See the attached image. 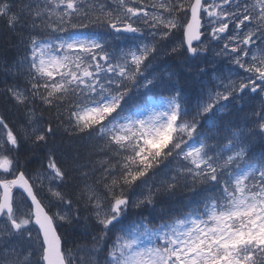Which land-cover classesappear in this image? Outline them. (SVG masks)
<instances>
[{
	"label": "snow or ice",
	"instance_id": "6c2138e0",
	"mask_svg": "<svg viewBox=\"0 0 264 264\" xmlns=\"http://www.w3.org/2000/svg\"><path fill=\"white\" fill-rule=\"evenodd\" d=\"M0 21L22 49L0 57V264H264V0H0Z\"/></svg>",
	"mask_w": 264,
	"mask_h": 264
},
{
	"label": "trees",
	"instance_id": "16d2710c",
	"mask_svg": "<svg viewBox=\"0 0 264 264\" xmlns=\"http://www.w3.org/2000/svg\"><path fill=\"white\" fill-rule=\"evenodd\" d=\"M95 31H103V30L95 29ZM18 53L22 54V49L20 48L19 45L15 44V40L13 39L12 34L8 32V29L3 23V21H0V57H7L9 59L13 57L18 58L17 56ZM181 61H182L181 57L167 58L162 56L159 59H157L155 62H153V65L149 69V71L150 72L154 71L156 73H161V74L167 71L176 73L174 79L178 81L179 86L185 89V93L188 96L195 98V96L199 91V84L197 83V81L200 79V77L194 75L191 71H189L182 64ZM222 66L223 65H221V67ZM201 67H204V65L201 64ZM208 67L209 70H211V68L214 67V65H209ZM3 86H4V76L3 73L0 72V87ZM232 104L235 105L234 108L230 107L217 111L216 116L214 117L215 123L217 125L227 121H234L238 123L241 127H244L246 123L245 117H251L253 109L255 108L256 110H259L258 107H260V103L258 99L252 101H243V102L232 101ZM3 106H4V100L3 98H0V111H3ZM230 112L231 115H229ZM45 115L47 116V114ZM252 126L254 127V125ZM251 144L253 150L256 153H260L261 151H264V145L261 144L259 138H252ZM41 158H42V153H40L39 151L22 152L21 162L25 163L27 171L32 172L40 167ZM44 163L46 164V160L44 161ZM190 198L191 195L186 189H180L177 191V193L172 198V200L168 201L164 205V207L178 208L182 204H186ZM159 211H160L159 204L157 205V208L155 210H152L150 208H144V209L130 208L129 217L130 218L148 217L149 219H155ZM62 231L65 233V238L67 240V244L65 245V247L67 248L75 249L78 245H84V244L90 245L91 243V235H86V233L90 232V229L83 222V218L81 224L76 226L75 230L66 226L65 229H62Z\"/></svg>",
	"mask_w": 264,
	"mask_h": 264
},
{
	"label": "bare ground",
	"instance_id": "6f19581e",
	"mask_svg": "<svg viewBox=\"0 0 264 264\" xmlns=\"http://www.w3.org/2000/svg\"><path fill=\"white\" fill-rule=\"evenodd\" d=\"M250 104H252V103H250ZM245 106H246V105H245ZM245 106H244V107H245ZM249 106H251V105H249ZM253 106H254V105H253ZM250 108H251V107H250ZM258 108H259V107H258ZM246 109H247V107H246ZM254 109H255V108H254ZM249 113H250V112H249ZM245 114H246V113H245ZM244 117H245V116H244Z\"/></svg>",
	"mask_w": 264,
	"mask_h": 264
},
{
	"label": "rangeland",
	"instance_id": "374dc122",
	"mask_svg": "<svg viewBox=\"0 0 264 264\" xmlns=\"http://www.w3.org/2000/svg\"><path fill=\"white\" fill-rule=\"evenodd\" d=\"M227 62H225V64H226ZM222 67H224V65L222 66Z\"/></svg>",
	"mask_w": 264,
	"mask_h": 264
}]
</instances>
